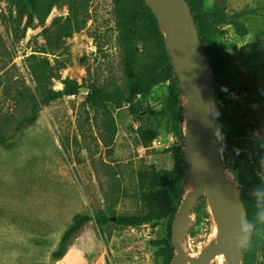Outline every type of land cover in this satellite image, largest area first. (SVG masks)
I'll list each match as a JSON object with an SVG mask.
<instances>
[{
	"label": "rangeland",
	"instance_id": "374dc122",
	"mask_svg": "<svg viewBox=\"0 0 264 264\" xmlns=\"http://www.w3.org/2000/svg\"><path fill=\"white\" fill-rule=\"evenodd\" d=\"M51 3L54 8L45 23L39 22L42 13H36L24 34L26 20L16 17L11 0H0V133L11 138L31 114L32 96L40 101L31 71L34 58L51 63L54 78L48 90L63 89L61 80L66 78L84 86L76 96L41 107L33 125L8 147L0 145V257L11 254L12 264H57L60 260L52 254L74 216L82 213L92 221L73 241L81 243L78 254L71 247L63 264H162L154 242L166 237V222L133 228L114 219L101 229L96 218L142 213V172L151 165L174 169L185 138L169 132L166 122L151 113L167 101L169 83L137 97V116L129 106L86 103L89 85L125 88L116 0H41L40 5ZM214 6L227 19L212 32L234 88L224 102L237 114V121L228 124V139L216 130L222 158L230 162L224 167L226 177L239 189L255 181L264 185V0H205L206 9ZM69 22L68 36L59 37L61 26ZM140 127L159 128L160 143L144 149L137 135ZM192 180L185 198L193 191ZM212 205L204 195L191 214L182 245L187 264H196L218 244ZM252 230V264H264L260 216L251 239ZM225 263L219 254L208 264Z\"/></svg>",
	"mask_w": 264,
	"mask_h": 264
},
{
	"label": "trees",
	"instance_id": "16d2710c",
	"mask_svg": "<svg viewBox=\"0 0 264 264\" xmlns=\"http://www.w3.org/2000/svg\"><path fill=\"white\" fill-rule=\"evenodd\" d=\"M194 17L204 56L210 70L214 75L216 89V130L228 139V124L237 121L236 112H231L225 98L234 91L226 75V62L218 57L216 42L212 40L214 28L227 22L224 11L217 6L205 8V0H186ZM41 0H11L16 12V17L26 20L23 33L31 28L35 21V14L41 12L40 23H45L54 4L43 7ZM115 11L119 29V40L124 52L125 88H100L89 85V93L86 103L100 101L110 103L115 108L129 106L130 111L137 116L135 108L138 96L145 95L154 87L169 83V97L162 109L152 114H158L161 122H166L167 130L179 138H186L187 107L185 92L174 62L169 42L160 21L145 0H116ZM71 23L61 26L59 37L68 36L71 31ZM245 33V32H243ZM33 81L36 84V92L40 101L32 96L31 114L23 118L16 127L11 138H6L0 133V145L8 147L10 140L19 135L26 127L33 125L39 117L41 107L48 106L63 97L76 96L84 88L82 84L66 78L61 80L63 89L48 90L47 86L54 78L52 66L48 59L34 58L31 66ZM116 130L114 129V132ZM138 140L145 148H150L153 141L160 136L159 128L137 130ZM186 143V139L184 140ZM176 152L175 167L172 171L158 169L151 165L141 174L142 195L144 204L142 213L131 216L97 217L96 223L101 229L111 224L115 219L116 224L122 227H139L144 224L156 225L166 222L167 235L165 238L155 241L157 247L156 256L162 264H173L177 253L172 245V224L178 214L184 195L188 189V182L192 179L191 163L187 151L182 149ZM224 167L228 168V158L223 159ZM242 206L247 220L251 225L258 221V216L264 223V185L260 181L249 182L245 188L240 189ZM204 196V195H203ZM195 205L192 214L197 212ZM92 217L87 214H76L70 227L63 233L57 249L52 257L55 261L63 259L68 253L73 241L83 231ZM253 229V227H251ZM255 230H252V239L242 249L244 264H252L256 258Z\"/></svg>",
	"mask_w": 264,
	"mask_h": 264
},
{
	"label": "water",
	"instance_id": "95a60500",
	"mask_svg": "<svg viewBox=\"0 0 264 264\" xmlns=\"http://www.w3.org/2000/svg\"><path fill=\"white\" fill-rule=\"evenodd\" d=\"M164 29L185 92L188 120L186 149L191 163L193 191L184 199L172 224L173 264H187L183 242L189 231L192 211L206 195L220 229V239L210 254L196 264H208L221 252L225 264H242L241 249L251 239L250 223L242 207L240 189L230 184L216 136V89L206 63L199 32L186 0H145ZM247 231V236L245 232ZM247 239L241 247L239 242Z\"/></svg>",
	"mask_w": 264,
	"mask_h": 264
},
{
	"label": "crops",
	"instance_id": "0c3cea01",
	"mask_svg": "<svg viewBox=\"0 0 264 264\" xmlns=\"http://www.w3.org/2000/svg\"><path fill=\"white\" fill-rule=\"evenodd\" d=\"M71 247H74L75 248V250L73 252V255L76 256L78 254L79 249H81V243L80 242H76ZM11 261H12L11 254H8V255H5V256L0 257V264H12ZM61 261H63V260L58 261L57 264H60Z\"/></svg>",
	"mask_w": 264,
	"mask_h": 264
},
{
	"label": "clouds",
	"instance_id": "9594fccd",
	"mask_svg": "<svg viewBox=\"0 0 264 264\" xmlns=\"http://www.w3.org/2000/svg\"><path fill=\"white\" fill-rule=\"evenodd\" d=\"M249 227L251 228V227H254V225H249ZM247 231L245 232V235L247 236ZM248 241H247V239H242L240 242H239V246H241V247H243L246 243H247Z\"/></svg>",
	"mask_w": 264,
	"mask_h": 264
},
{
	"label": "bare ground",
	"instance_id": "6f19581e",
	"mask_svg": "<svg viewBox=\"0 0 264 264\" xmlns=\"http://www.w3.org/2000/svg\"><path fill=\"white\" fill-rule=\"evenodd\" d=\"M215 219H216V217H215ZM216 221H217V219H216ZM215 236H216L217 239L220 238V229H219V226L216 227ZM220 254H223V253L221 252Z\"/></svg>",
	"mask_w": 264,
	"mask_h": 264
},
{
	"label": "built area",
	"instance_id": "2783aa9c",
	"mask_svg": "<svg viewBox=\"0 0 264 264\" xmlns=\"http://www.w3.org/2000/svg\"><path fill=\"white\" fill-rule=\"evenodd\" d=\"M141 143V142H140ZM157 143H160L157 139L153 141L152 145L156 146ZM142 145V144H141ZM142 147L145 149V147L142 145ZM147 149V148H146ZM61 263L63 264V261H61Z\"/></svg>",
	"mask_w": 264,
	"mask_h": 264
}]
</instances>
